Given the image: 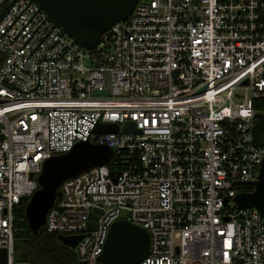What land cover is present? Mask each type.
I'll list each match as a JSON object with an SVG mask.
<instances>
[{
    "label": "built area",
    "instance_id": "2783aa9c",
    "mask_svg": "<svg viewBox=\"0 0 264 264\" xmlns=\"http://www.w3.org/2000/svg\"><path fill=\"white\" fill-rule=\"evenodd\" d=\"M263 114L264 0H138L93 50L35 2L0 0L7 264H21V198L40 188L45 161L78 142L113 152L65 180L46 216L48 232L83 236L78 264H104L109 230L121 219L151 236L140 264H264V216L234 200L258 180ZM109 123L118 132H95Z\"/></svg>",
    "mask_w": 264,
    "mask_h": 264
},
{
    "label": "water",
    "instance_id": "95a60500",
    "mask_svg": "<svg viewBox=\"0 0 264 264\" xmlns=\"http://www.w3.org/2000/svg\"><path fill=\"white\" fill-rule=\"evenodd\" d=\"M68 34L76 43L88 50L95 49L102 36L113 25L126 20L138 0H31ZM133 125V124H132ZM133 129V128H132ZM115 123L99 124L95 132H118ZM129 129H126L128 131ZM112 150L105 145L78 142L69 152L45 161L38 177L40 188L31 198L23 196L25 215L34 234L45 225L46 216L55 200L61 196V184L95 166L105 165L112 158ZM240 183V182H239ZM254 190L235 197L241 208H256L264 216V161ZM83 236L59 234L58 240L76 248ZM151 246L149 232L128 220L114 222L109 230L104 250L99 260L104 264H140L146 259ZM0 264H7V250L0 251ZM84 264V262H82Z\"/></svg>",
    "mask_w": 264,
    "mask_h": 264
},
{
    "label": "trees",
    "instance_id": "16d2710c",
    "mask_svg": "<svg viewBox=\"0 0 264 264\" xmlns=\"http://www.w3.org/2000/svg\"><path fill=\"white\" fill-rule=\"evenodd\" d=\"M105 35V33H104ZM109 48V44H105ZM256 142L264 146V114L258 118L256 124ZM114 169V168H112ZM245 192L254 190L250 184L241 185ZM17 216L22 230L16 235L15 261L21 264H78V255L76 250L63 244L57 238L58 234L48 232L42 227L38 234H34L25 215V206L18 208Z\"/></svg>",
    "mask_w": 264,
    "mask_h": 264
},
{
    "label": "rangeland",
    "instance_id": "374dc122",
    "mask_svg": "<svg viewBox=\"0 0 264 264\" xmlns=\"http://www.w3.org/2000/svg\"><path fill=\"white\" fill-rule=\"evenodd\" d=\"M22 205L25 206L26 203H23ZM19 252H20V250L15 251L16 254H19ZM15 253H14V259H15Z\"/></svg>",
    "mask_w": 264,
    "mask_h": 264
}]
</instances>
